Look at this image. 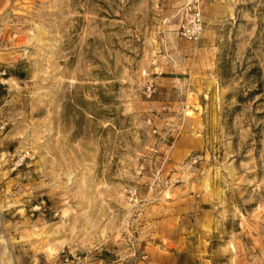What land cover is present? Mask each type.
I'll return each instance as SVG.
<instances>
[{
	"label": "rangeland",
	"instance_id": "374dc122",
	"mask_svg": "<svg viewBox=\"0 0 264 264\" xmlns=\"http://www.w3.org/2000/svg\"><path fill=\"white\" fill-rule=\"evenodd\" d=\"M0 264H264V0H0Z\"/></svg>",
	"mask_w": 264,
	"mask_h": 264
},
{
	"label": "built area",
	"instance_id": "2783aa9c",
	"mask_svg": "<svg viewBox=\"0 0 264 264\" xmlns=\"http://www.w3.org/2000/svg\"><path fill=\"white\" fill-rule=\"evenodd\" d=\"M203 21L200 11L193 7L182 19L178 28V36L187 43H197L203 33Z\"/></svg>",
	"mask_w": 264,
	"mask_h": 264
}]
</instances>
